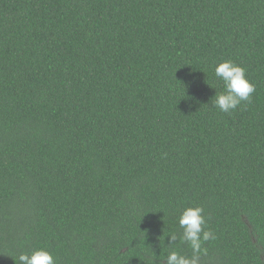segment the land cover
<instances>
[{
    "label": "trees",
    "instance_id": "16d2710c",
    "mask_svg": "<svg viewBox=\"0 0 264 264\" xmlns=\"http://www.w3.org/2000/svg\"><path fill=\"white\" fill-rule=\"evenodd\" d=\"M224 60L256 88L229 113ZM189 206L199 264H264V0H0V264L191 256Z\"/></svg>",
    "mask_w": 264,
    "mask_h": 264
},
{
    "label": "clouds",
    "instance_id": "9594fccd",
    "mask_svg": "<svg viewBox=\"0 0 264 264\" xmlns=\"http://www.w3.org/2000/svg\"><path fill=\"white\" fill-rule=\"evenodd\" d=\"M215 76L223 81L225 91L217 92L210 104L221 112L229 113L242 102H251L252 95L256 91L255 85L248 79L246 69L232 60H224L217 63L214 69ZM202 206H189L183 209L178 217V224L182 234L169 235V246L175 245L179 238L180 243H186L192 250V255L187 256L179 251H169L160 257L161 264H199L200 255L206 252L203 244L214 239V233L206 229V218ZM157 256V255H156ZM15 264H56L53 254L46 248H36L28 252H20L12 257ZM156 260L153 259V264Z\"/></svg>",
    "mask_w": 264,
    "mask_h": 264
}]
</instances>
